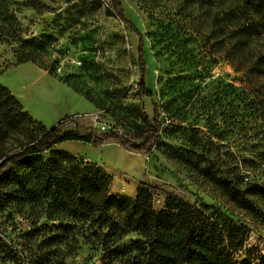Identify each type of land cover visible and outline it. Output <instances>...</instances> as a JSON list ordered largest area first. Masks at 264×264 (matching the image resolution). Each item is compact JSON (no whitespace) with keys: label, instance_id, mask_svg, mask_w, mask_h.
<instances>
[{"label":"rangeland","instance_id":"374dc122","mask_svg":"<svg viewBox=\"0 0 264 264\" xmlns=\"http://www.w3.org/2000/svg\"><path fill=\"white\" fill-rule=\"evenodd\" d=\"M122 1L144 36L152 97L139 86L141 37L112 0H4L18 33L44 41L37 61L24 63L18 62L16 41H0V83L48 128L73 117L69 128L120 125L141 134L157 105L163 128L151 156L156 155L153 162L163 158L161 169L176 179L152 185L154 207L178 196L245 234L239 262L249 250L264 253V198L249 190L257 182L264 185V63L263 70L252 69L264 55V34L236 46L249 23L243 0ZM3 147L13 152L19 141ZM226 185L246 190L256 210L240 207ZM44 222L59 223L47 214L39 218ZM31 226L17 209L0 211V232L11 239ZM76 236V243L63 247L61 264H129L139 253L135 245L144 241L130 233L104 248Z\"/></svg>","mask_w":264,"mask_h":264},{"label":"trees","instance_id":"16d2710c","mask_svg":"<svg viewBox=\"0 0 264 264\" xmlns=\"http://www.w3.org/2000/svg\"><path fill=\"white\" fill-rule=\"evenodd\" d=\"M243 1L250 10L249 23L240 30L237 47L246 45L253 35L264 34V0ZM112 3L121 19L141 37L139 86L144 96L152 97L146 85L144 36L126 16L123 1ZM14 18L0 0V41L19 44V63L36 62L44 39H24L13 27ZM262 63L264 55L254 61L252 69L263 70ZM73 121V117H67L48 128L0 83V211L17 209L32 224L16 239L0 232L2 264H61L58 260L66 256L61 257L63 247L68 242L76 243L77 234L110 248L130 233L141 235L144 241L135 245L139 253L128 260L129 264H264V253L257 250H249L247 258L237 260L246 241L239 228L221 225L178 196H168L165 206L156 209L154 187L147 183L140 184L135 198L114 193L113 176L105 168L57 148L71 140L93 145L118 142L127 151L150 155L160 144L163 128L157 105L148 119V128L141 134L79 125L69 128ZM12 139L19 141V148L10 153L3 151ZM226 187L240 207L256 210L246 190ZM249 190L264 198V185L257 182ZM43 214L59 223L39 224Z\"/></svg>","mask_w":264,"mask_h":264},{"label":"crops","instance_id":"0c3cea01","mask_svg":"<svg viewBox=\"0 0 264 264\" xmlns=\"http://www.w3.org/2000/svg\"><path fill=\"white\" fill-rule=\"evenodd\" d=\"M77 126L75 125V127ZM67 146L72 149L69 151L74 154L83 155L91 161L101 163L106 171L113 176L112 191L117 194L135 198L141 183L166 185L176 179L173 174H168L161 169V166L166 167L163 158L159 157L158 161L153 162L155 154L151 156V154L130 152L118 142L93 145L71 140L58 144L57 148H66Z\"/></svg>","mask_w":264,"mask_h":264},{"label":"built area","instance_id":"2783aa9c","mask_svg":"<svg viewBox=\"0 0 264 264\" xmlns=\"http://www.w3.org/2000/svg\"><path fill=\"white\" fill-rule=\"evenodd\" d=\"M102 130H107L105 127L101 128ZM114 133H123V129L121 128L120 125H115L111 129Z\"/></svg>","mask_w":264,"mask_h":264}]
</instances>
